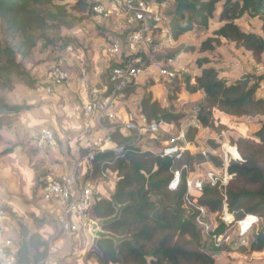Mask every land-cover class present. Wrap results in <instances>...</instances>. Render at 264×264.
Returning a JSON list of instances; mask_svg holds the SVG:
<instances>
[{"label": "trees", "instance_id": "1", "mask_svg": "<svg viewBox=\"0 0 264 264\" xmlns=\"http://www.w3.org/2000/svg\"><path fill=\"white\" fill-rule=\"evenodd\" d=\"M70 1L75 3L71 5ZM173 2L170 35L175 41L186 34L216 27L202 40L199 53L215 52L218 47L231 42L237 49L250 52L257 63H264V0ZM219 4H222V8L217 20L221 26L217 27L212 24V20L217 16ZM91 8L89 0H0V22L6 27L7 37L5 40L2 38L0 28V92L13 91L17 81L34 89L36 80L25 61L33 55L41 41L48 42L46 45H53L50 35L60 34L63 28H73V11L91 13ZM246 14L260 18L258 33L247 32L237 23ZM92 19L104 21L93 16ZM61 44L65 48L70 45L69 42L64 44V40ZM196 49L195 45L184 46L182 52H195ZM223 62L222 58L213 60L209 56L200 57L196 60L198 72L186 79L185 89L189 94L204 92L202 100L196 106L198 126H191L187 132L189 147H201L197 137L200 128L218 129L219 133L225 130L227 125H216L217 122L221 123L222 118L238 123L245 118L264 115V73L259 75L247 72L233 81L228 76L221 75L216 67ZM177 78L178 76L173 79L176 84ZM106 82L108 83V78ZM150 85L153 86L154 82ZM138 87V82L129 84L122 93L124 99L128 100ZM178 90L177 86L175 91ZM140 109L149 121L162 120L166 125L177 124L184 117V114L164 107L155 100L151 91L143 97ZM19 110V107L13 106L5 97H0V129L11 126ZM42 127L44 126L34 129L31 139L33 133ZM53 130L59 146L60 139L55 129ZM88 133L89 131L80 139L81 142ZM251 133V136L233 141L241 160L231 158L228 172L232 178L226 186L219 183L205 184L202 192H190L188 176L196 170L197 165L208 162L216 167L224 166L219 152L204 155L201 149L194 153L187 149L180 159L175 160L174 157L163 156L148 145H133L134 136L122 133L120 128L110 132L111 140L118 146H125V149L120 155L107 151L98 153L95 157L96 173L105 172L109 181L113 178L117 182L114 193L104 195L93 207L92 216L101 220L105 233L97 238L96 248L89 253V257L95 258L97 264H216L214 252L217 250L214 246L208 248L201 233L200 222L206 223L212 233H218L225 226L222 219L225 204L228 212L235 218L234 223L226 230V236L234 232L238 221L247 216H257L259 228L256 239L249 247L240 244L238 249L262 251L264 121L253 124ZM171 138L172 136H165L163 139L168 141ZM161 140L158 144L162 143ZM209 144L208 147L219 148L214 140ZM48 150L53 149L48 148L46 151ZM92 150V145H81L77 160ZM176 171L180 172V182L176 189H171L170 184ZM200 208H204L206 213L203 214ZM9 214L20 231V242L17 244L18 264L41 263L52 253L48 238L41 229L48 223L47 218L36 211L30 212L28 216L32 218L37 230L31 232L28 225L13 211H9Z\"/></svg>", "mask_w": 264, "mask_h": 264}, {"label": "rangeland", "instance_id": "2", "mask_svg": "<svg viewBox=\"0 0 264 264\" xmlns=\"http://www.w3.org/2000/svg\"><path fill=\"white\" fill-rule=\"evenodd\" d=\"M89 1L92 5L96 0ZM170 2L172 3L173 1L170 0ZM74 3V1H70L71 5ZM221 5L222 4L218 5L216 18H218V14L221 11ZM173 9L174 4L170 10L165 11V15L170 17L169 27H171V22L173 20L171 15ZM72 14L74 22L73 28H63L60 34L50 35V40L54 42L51 43L53 45H46L48 42L41 41V48H43L42 52L47 54L46 59L49 56L51 60L49 61L50 63L46 65V67L37 70L32 74V76L36 80V85L38 82L43 81L41 76L55 61V55L57 52L60 54V52L66 51L65 46L61 44L62 40H64V44L69 42L70 45L74 46V54H80V57L82 55L83 67L85 68L87 75V84L85 90L88 94V97L94 89H97L99 91V97L102 98L104 96V87L107 84L106 80L110 71L109 68L120 62L119 57L111 55L107 51V48L110 46L113 40H124V36H127L129 33V27L125 20L119 21L111 19L109 22H98L93 20L91 13L88 12L76 13L73 11ZM215 21L217 22L216 19ZM237 23L243 28V30L247 32L258 33L260 31L259 29L261 26V20L259 17H252L250 14H246L244 17L237 20ZM83 27L88 28L89 31L84 33L81 29ZM0 28L2 31V38L4 40L7 39L5 35L6 27L2 22H0ZM210 31L211 29L206 31L205 34L203 31H201L202 33L199 32L194 34H186L178 41H175L174 44H169L168 41L161 39L160 42L157 43V56L159 59L163 60L166 65L172 66L178 70L179 73L177 84L173 82V80L159 76L156 72L149 73L147 76L139 80V87L136 93L133 94L128 100L124 99L123 94L120 95L118 99H116L117 105L115 104L114 111L117 113L119 118L136 119L137 115L141 111L140 104L143 97L151 91L153 92L154 99L159 101L164 107L172 108L174 111L184 114V118L182 120L190 119L194 114L193 108L195 106V102L201 97V93L189 94L185 89V82L187 77H193L198 72L196 60L200 57L209 56L213 60H219L222 58L224 62L218 64L216 67L221 71V75H225L226 72H230L228 78L233 81H236L247 72H253L259 75L264 73V63H257L251 57L250 52L244 49H237L235 44L231 42H227L221 47H218L215 52L199 53L198 49L201 41L205 38V35H210ZM78 32L83 33L79 34L81 39L76 35ZM154 36L156 37L154 40H158L159 37L157 35ZM194 45L197 48L195 52H189L186 54L182 52V48L184 46ZM127 56L128 51L124 49L121 53V57L123 60H125ZM36 60L37 59L35 56L30 59L32 63H35ZM28 61L29 59L26 61L27 65ZM76 70L77 77L81 78V71L79 68ZM93 74L97 76V81H95ZM151 82H154L153 86L150 85ZM177 86L179 90L175 91ZM29 91L30 90H28V87L26 88V86L21 81H17L13 91L0 92V97H5L6 100L13 106L20 108L18 115H16V117L14 116L13 118L12 125L2 128V132L0 133L1 199L3 197V199L7 200H13L16 198L19 200V198H23V191L29 195L30 191L34 190L38 183V168L35 163L36 151L32 147V139H29L30 134L27 132L28 129L24 128L23 122H21V119H24L25 121L27 120V118L24 117V114L27 112L29 107L25 98L27 97L26 94L29 93ZM76 107H80L77 113H79L80 117H82L83 101L79 97H77ZM68 112L69 111H65V114L62 115V117H70V115L67 114ZM251 120L245 118L243 121L236 123L231 122L228 118H222L220 121L221 123L217 122L216 125L220 126V124H225L228 127L220 133L218 132V129L200 128L197 137L199 140L198 144L201 147L196 149L195 146L192 145L189 147V150L193 153L200 149L208 150V145H210L209 142L214 140L219 144V148L214 149L215 154L219 152L218 154H220L222 157L227 149L226 145L229 147H237L234 145L233 141H236V139L240 138L241 136H251L252 133L249 129V126H252L258 121H264V115L255 117V119ZM93 128H95V126H93ZM86 133L87 131H85V134ZM175 133L176 130H174V128L164 127L161 130L159 136L148 137L145 139V143L148 146L153 147V149L158 152L164 150L175 152L177 150L176 148L180 146V143L175 142L172 139L168 141L163 139L165 136H175ZM88 134H90V132ZM104 134L106 133L101 132L98 135L99 140L104 138ZM161 138L164 141L161 140ZM160 140L162 143L158 144ZM17 148H20L19 155L26 157V159L22 162V165L15 163L13 159H7L9 154H11L13 150ZM68 152L70 154V151ZM209 166V163L197 165L195 168L196 170L192 174H189V178L190 176H198V167L201 168L200 176H205V174L210 171ZM116 182L117 181L115 179L111 178L107 183H105V181L99 182V185L101 183V186H103V188L106 190L107 195L110 196L115 191ZM31 193L34 194L35 192L32 191ZM33 194H30V196H33ZM46 218L48 223H46L41 229L45 232V235L48 238L50 249L54 251V248L58 246L57 243L60 239L58 236H61V232L57 222L51 215L47 214ZM239 223L240 222L236 224V228L230 236L223 237L224 232L231 225L225 223V226L219 230L220 232L218 231V233H216L218 236L216 239L210 238L208 231L200 223L201 233L208 248L211 249L214 246L216 248L215 250H217L214 252L216 264H264V249L262 251L256 252L241 251L238 249L240 244L249 247L251 242L256 239L259 222L253 225V227L250 228L249 232L244 237L240 236L241 227ZM16 230L20 232L19 227H17ZM103 233L105 232L102 229L101 220L92 217L89 225L79 229V231H76L71 236H69L66 243L67 245H64L62 251L57 253L56 256H54V258L49 262V264H97L95 258L89 257V253L96 248V240ZM19 242L20 240L18 239L17 244H19ZM227 247L230 249L227 250Z\"/></svg>", "mask_w": 264, "mask_h": 264}, {"label": "built area", "instance_id": "3", "mask_svg": "<svg viewBox=\"0 0 264 264\" xmlns=\"http://www.w3.org/2000/svg\"><path fill=\"white\" fill-rule=\"evenodd\" d=\"M173 4L174 2L171 3L170 0L162 2L158 0H96L91 5V14L94 18L107 22L111 19L125 20L129 27V33L124 40H113L107 48L111 55L119 57L120 62L109 68L110 71L107 75L109 84L107 83L104 87V96L100 98L99 91L94 89L85 100L82 108V117L88 122L94 123L96 131L108 134L104 138L105 144L99 140V137L90 136L88 141L92 143L94 150L78 159L69 173L63 175L49 173L40 180V198L46 203V213L51 215L57 222L61 236H59L58 246L39 264L43 262L49 264L54 256L62 251L69 236L89 225L93 217V207L104 195H107L106 190L101 186V183L99 185V182L105 181L107 183L109 176L105 172L96 173L95 157L98 153L107 151H113L120 155L125 149V146H118L111 140L109 137L110 132L120 128L122 133L134 136L133 145L140 146L147 145L145 143L146 138L159 136L162 128L166 125L162 120L149 121L144 115L136 119H120L114 111V107L115 104L117 105L116 99L122 95L129 84L139 82L141 78L149 73L156 72L159 76L169 80H173L178 76V70L166 65L157 56V43L161 39L168 41L169 44L175 43V40L170 35V17L165 15V11L170 10ZM81 29L84 33L89 31L86 27ZM154 35L159 37L158 40H154L156 38ZM124 49L128 51V56L125 60L121 57ZM65 50L73 52L75 48L73 45H68ZM71 75L72 72L69 67L61 62L53 63L41 76L43 81L40 90L46 94H52L57 89L70 86ZM86 77L84 68L81 70V86L85 89L87 84ZM110 86H112L111 89ZM197 112L198 108L194 110V114L190 119H181L179 121L176 126L175 136H172L171 139L179 142L180 146L176 148L175 152H169V150L159 151L163 156H171L178 160L189 149L187 132L191 126H198ZM90 131V133H93V128ZM32 139L35 148L39 151H46L48 148L56 149L58 146L54 130L46 126L33 133ZM226 146L227 149L222 155L224 160L223 167H216L213 163H209L210 171L205 176H200V167L197 169L199 171L198 176H190V178L188 176L187 185L190 192H202L205 184L217 185L219 183L221 186L228 184L232 178V175L228 172L229 161L231 158L241 160V156L236 158L231 150L228 149L233 147ZM234 148L238 151L237 147ZM202 153L204 155L215 154V151L209 147L208 150H202ZM179 182L180 172L176 171L170 188L176 189ZM187 201L190 202L188 197ZM200 210L203 214L206 213L204 208H200ZM254 217L256 222L253 225L259 222V218L257 216ZM8 219L9 211L2 202L0 195V264H18L17 240L11 235ZM222 219L226 224H232L235 221L234 216L228 212L226 204ZM200 223L206 228L210 238L216 239L218 237L216 233H212L208 229L206 223ZM249 230L246 232L241 228V235L243 237L246 236ZM225 236L226 231L223 237Z\"/></svg>", "mask_w": 264, "mask_h": 264}, {"label": "crops", "instance_id": "4", "mask_svg": "<svg viewBox=\"0 0 264 264\" xmlns=\"http://www.w3.org/2000/svg\"><path fill=\"white\" fill-rule=\"evenodd\" d=\"M215 19L217 20V18ZM215 19L212 20V24L217 25V27L221 26V24H218V20L216 22ZM215 28L212 27L210 32L212 33L215 30ZM199 32L201 31H196L194 33H199ZM205 32L206 31H203L204 34ZM79 34H83V33L82 32L76 33L77 37L81 39V36ZM207 35H205L204 37H206ZM41 47L42 45L39 44L38 47L35 49L33 55L29 58L28 65L26 64L28 70H30V72L32 71L31 75L37 70L43 69L44 67H46V65H48V63H50L49 61L51 60V58L48 56L46 59L47 54H45V52H42L43 48ZM74 52L75 50L73 52L62 51L60 52V54H58L57 52V54L55 55L56 59L53 62V63L61 62L67 67H69V69L72 72L70 86H64L63 88L57 89L52 94H46L45 92L40 90V86L42 84V82L40 81L38 82V84L34 89L28 88V90L30 91L29 93L26 94L27 97L25 98L29 108L27 112L24 114V117L27 118V120L25 121L24 119H21V122H23L24 128L28 129L27 132H29L30 134L29 139L31 140V133L34 131V129H37L40 126L52 127L53 129H55L56 134L60 139L59 146L56 149L48 150L43 153L35 149L34 141L31 140L32 147L36 151L35 163L38 168L37 169L38 183L35 186L34 190H32L35 193L33 194L31 193L32 191H30L28 195L23 191L22 197L24 198V200L23 198H19V200L17 198L13 200H7V199H3V197L1 199L2 202L6 205L7 210L13 211L17 216H19L23 220V222L26 225H28L31 232H35L37 230L34 226V222L32 218H30L28 214L32 211H36L39 215L45 217L47 216L46 203L40 198V192H39L40 180L46 174L49 173L55 175H63L69 173L74 163L77 161V158L80 156L81 145L85 147L92 145V143L88 141L89 137L93 136L94 138H96L101 133L100 131H96V129L92 127L95 126L94 123L88 122L83 117H80L79 113H77V111L80 109V107H76L77 97H79L84 104L85 100L88 98V94L85 88L81 86L82 79L77 77L76 69L79 68L80 71L84 69L82 55L80 57V54H76V53L74 54ZM33 56H35V58L37 59L35 63H32V61H30V59ZM93 75L95 81H97L96 80L98 79L97 76L95 74ZM225 75L229 77L230 72H226ZM199 93H201L200 94L201 97L196 100L193 110L197 108L196 107L197 104L202 100L204 96V92L203 93L199 92ZM65 111H69L67 114H69L70 117L69 116L62 117V115L65 114ZM142 115L143 114L140 111L139 114L137 115V118L141 117ZM248 119L251 120L255 118H248ZM177 125L178 123L165 125L164 127L167 128L170 127L176 130ZM90 127L93 128L94 132L86 136L84 141L81 142L80 139L85 136V131L91 132L90 129L92 128ZM249 129L252 132L253 125L249 126ZM1 132L2 129H0V133ZM104 135H105L104 138H106V135L108 136V134H104ZM241 137H245V136H241ZM104 138L101 141H103L105 144ZM65 147L67 148V150ZM68 151H70V154ZM19 154H20V148L14 149L13 152L9 154V157H7V159L9 160L13 159L15 163L22 165L23 164L22 162L26 159V157ZM30 194H33V196L32 195L30 196ZM0 195H2L1 190H0ZM8 220H9L8 225L10 228L11 235H13V237L18 242L19 232L16 230L18 225L16 221L11 218L10 214Z\"/></svg>", "mask_w": 264, "mask_h": 264}, {"label": "bare ground", "instance_id": "5", "mask_svg": "<svg viewBox=\"0 0 264 264\" xmlns=\"http://www.w3.org/2000/svg\"><path fill=\"white\" fill-rule=\"evenodd\" d=\"M228 149L231 150L233 156H235L236 158L240 156L239 152L234 147L232 149L231 148ZM255 222L256 219L254 216H248L247 218H245L243 221L240 222V226L243 230L247 232Z\"/></svg>", "mask_w": 264, "mask_h": 264}]
</instances>
